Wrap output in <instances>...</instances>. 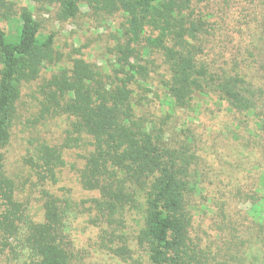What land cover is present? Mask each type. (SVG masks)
Segmentation results:
<instances>
[{"label":"trees","instance_id":"obj_1","mask_svg":"<svg viewBox=\"0 0 264 264\" xmlns=\"http://www.w3.org/2000/svg\"><path fill=\"white\" fill-rule=\"evenodd\" d=\"M234 1L0 0V20L9 25L0 27V264H83L70 237L79 214L104 227L102 247L124 262L132 259L131 236L144 254L137 264H245L244 247L255 246L241 242L244 225L233 226L231 195L214 219L224 226L220 242L204 244L196 231L204 200L213 201L204 198V184L211 178L209 155L219 157L217 141L209 144L191 123L179 124L180 132L169 125L178 123V111L202 123V100L217 98L232 118L227 127L240 123L238 130L264 152V0L251 20L263 26L252 36L263 59L253 62L250 50L235 49L231 40L238 25L249 24L239 17L252 12L238 17L234 9L236 15L213 20L212 3L224 13ZM83 18L114 28L104 64L87 60L81 47L65 51L60 32L46 27ZM230 22L234 28L220 25ZM156 81L168 106L162 117L149 112L159 98L150 88ZM65 118L67 145L41 137ZM26 129L37 140L19 160L28 172L22 180L13 173L12 152ZM80 143L90 149L78 183L94 194L81 205L56 191L65 149ZM245 199L262 231L264 194ZM232 247L241 249L228 257Z\"/></svg>","mask_w":264,"mask_h":264},{"label":"rangeland","instance_id":"obj_2","mask_svg":"<svg viewBox=\"0 0 264 264\" xmlns=\"http://www.w3.org/2000/svg\"><path fill=\"white\" fill-rule=\"evenodd\" d=\"M228 1L224 0L222 6L226 5ZM252 1L255 2L254 5H251ZM19 3L22 5L26 4L25 1H20ZM257 5H259V0H235L234 3L230 4L231 10H227L224 13H220L221 6L218 3L214 5L212 3L211 10L214 14L213 20L222 18L228 13L236 15L232 12L234 9L237 12V16L239 12L244 16L252 12L250 18L238 16L243 22L249 24L238 25L231 37L235 49L241 46L242 51L250 50L248 55L251 62L256 59H263L260 55L258 56L259 51L256 48L259 45L255 43V38L252 37L257 30H264H262L263 26L254 28L255 24L251 21L253 19V10ZM205 7H203L204 12H206ZM244 8L246 11H244ZM83 10L84 12L87 11L86 8ZM48 16L44 15V18L48 19ZM76 23H70L63 27L51 20L46 22V27L60 32L57 36V42L60 47L63 46L65 51L81 47L87 60L104 64L102 58L107 53L108 41L111 39L110 34L114 32V28L109 27L111 24H108V28L106 26L98 28L89 22L87 18L80 19ZM220 25L224 28L235 27V24L232 22L220 23ZM0 27L8 29L9 25L7 22L0 20ZM249 28H254L251 33H249ZM236 29L238 32L235 31ZM154 83L155 85L150 88L151 90L158 91L159 98L155 99V102L149 106V112L150 114L162 117L168 114V106L164 103V90L158 87L159 83L157 81ZM201 104L202 108L199 111L202 113V123H198V121H193L192 123L186 117V113L178 111L174 113L175 117L178 116V123L175 125L169 124L171 127L176 128V132H180V125L188 126L191 123L196 129L192 128L195 132L203 133V136L205 135L208 138L209 144H212L213 138L217 141L216 146L219 157L217 155H209V168L207 170L211 173V178L204 184L208 187L209 192L205 194L204 198H213V201H209L208 203L206 202L207 200H204L207 209L199 214L201 215L200 217H197L196 231L204 244L220 242L224 226L222 223H215L214 219L222 217L219 215V208L224 200L223 198L225 195H231L228 199L231 198L234 201L233 208L238 219L233 226L241 228L244 225L240 233L241 242L244 243L245 239H251L255 246L254 249L244 247V252L246 251L247 254H245L246 258L243 261L245 264H264V224L261 231L258 228V224L253 223L254 211L252 210V202L245 199L249 192L257 193L260 196L264 194V152L254 149L253 143L249 142L250 136H248L247 131L243 130V128L238 130L239 126L241 127L240 123H236L235 121L230 124V127H227L226 122H230L232 118L227 116L226 106H222L217 98L202 100ZM68 125V121L65 118L59 124L51 126L48 132H45V135L41 137L46 138L53 145H67L68 142L64 137V132H66ZM29 132L30 130L26 129L25 133L28 136L22 135L23 137L16 139L17 145L12 152L13 173L22 180H25L24 177H28V172L24 170L19 160L25 154L24 152L27 148H32L31 143L37 140L35 135H30ZM87 145V143H80L73 145L72 148L65 149L66 165L62 169L61 174H59V183L56 186V191L62 197H68L79 204L94 196V194L82 191L78 183V174L83 163V158L87 156L86 154L90 149ZM239 191L242 192L241 196H238ZM261 214L260 219L262 218L261 221L263 222L264 207ZM255 217V219H259L257 215ZM129 224L132 232L136 228V225L131 222ZM101 228L104 227L94 225V222H91L87 215L79 214L72 221L70 237L73 242L74 251L83 264H137L139 260L144 259V254L136 246L131 236H129L127 244L131 248V254L128 255L132 259H129L128 262H124L121 257H116L115 254L104 249L102 247L104 241L101 239L103 229ZM125 231L123 230V232ZM249 233L253 234V236ZM226 238H229V236H226L224 239ZM228 242H234L233 236H230ZM114 246H123V244L116 241ZM240 249L232 247V250L228 252V257L239 253ZM256 254H258V257L255 256Z\"/></svg>","mask_w":264,"mask_h":264}]
</instances>
